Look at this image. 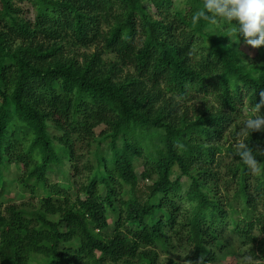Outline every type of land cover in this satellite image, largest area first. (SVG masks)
<instances>
[{"label": "trees", "instance_id": "1", "mask_svg": "<svg viewBox=\"0 0 264 264\" xmlns=\"http://www.w3.org/2000/svg\"><path fill=\"white\" fill-rule=\"evenodd\" d=\"M203 3L0 0V185L15 165L38 199L0 201V264H157L183 247L185 264H214L236 244L264 262V172L235 155L264 151V130L242 129L264 46L200 18ZM79 139L93 150L71 198L47 175L82 174Z\"/></svg>", "mask_w": 264, "mask_h": 264}, {"label": "clouds", "instance_id": "2", "mask_svg": "<svg viewBox=\"0 0 264 264\" xmlns=\"http://www.w3.org/2000/svg\"><path fill=\"white\" fill-rule=\"evenodd\" d=\"M200 18L216 23L223 20L231 25V34L236 40L243 38V43L253 49L264 46V0H204ZM255 113L248 117L242 129L246 136L264 130V91L260 92V102L255 106ZM258 154L264 151H253L247 142L237 145L235 155L252 172L262 173L264 167ZM254 255H245L242 264H256Z\"/></svg>", "mask_w": 264, "mask_h": 264}, {"label": "rangeland", "instance_id": "3", "mask_svg": "<svg viewBox=\"0 0 264 264\" xmlns=\"http://www.w3.org/2000/svg\"><path fill=\"white\" fill-rule=\"evenodd\" d=\"M23 10L25 11L27 18L32 20L33 12H31V9L27 5H23ZM152 12L153 10L150 9V13ZM234 44L239 49V51L248 53L247 47L243 43L234 42ZM250 114H251L250 111L244 112V116H245L244 121L249 117ZM102 129L103 128L101 127L100 130L98 131H101ZM82 141L83 140L79 139L74 142L75 144L74 150L77 161L73 162V166L75 164L78 165L79 171L82 174L79 175L74 174L70 167L71 163L63 162L62 164L59 165H53L47 175L48 182L50 184H57L62 188L67 187L69 189V194L71 195L70 196L71 198L75 197L79 181H82L86 176V171L82 169V167L83 164L86 163L88 159H90L88 151L93 150L92 147H88ZM139 166L136 168V173L138 178L141 172V167ZM20 176H21V171L15 165H10L9 168L3 173V182L2 185H0V188L2 187L4 189L5 196L3 198H0V201H2L3 205L15 204L17 206L26 209L34 208L38 204V199L31 198L29 194H25L21 192L17 182ZM139 182H140L139 183L140 186L143 185L140 179ZM146 183H144V185H146ZM111 220L112 219L110 218L109 220L110 224H111ZM187 252H188V248L186 247L177 248L176 250H170L168 253L161 252L158 254L157 264H168L170 261L175 262L177 264H185L182 257ZM233 252L234 253L226 257L220 256L219 260L214 264H242V258L245 255H248V253L244 249H241L238 244L235 245ZM254 256L257 258L256 264H264V262L259 261L258 255H254Z\"/></svg>", "mask_w": 264, "mask_h": 264}]
</instances>
